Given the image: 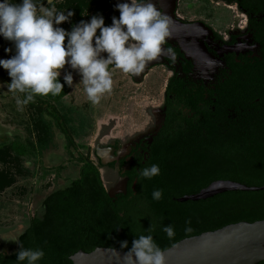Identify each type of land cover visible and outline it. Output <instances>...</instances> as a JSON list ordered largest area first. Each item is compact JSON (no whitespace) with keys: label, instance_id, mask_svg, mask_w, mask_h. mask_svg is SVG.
Listing matches in <instances>:
<instances>
[{"label":"trees","instance_id":"trees-1","mask_svg":"<svg viewBox=\"0 0 264 264\" xmlns=\"http://www.w3.org/2000/svg\"><path fill=\"white\" fill-rule=\"evenodd\" d=\"M75 1L58 4L59 10L74 13L72 23L89 20L81 16L86 7L94 15L102 14L106 26L112 18H106L105 13L120 15L115 9L119 1L88 0L74 5ZM243 1L254 13L264 9V0ZM59 79L64 84L63 92L57 96L49 94L42 101L49 107L70 92V86ZM234 89L228 102L231 111L221 108L214 114L206 112L198 124L168 130L144 166L158 164L160 174L152 179L139 178L136 190L130 188L127 195L110 196L99 168L84 163L80 176L70 185L45 197L46 214L42 219L33 218L20 235L23 247L44 250L45 256L38 264H74L70 256L79 250L115 247L127 251L120 248V242L127 240L130 248L141 234H151L158 246L166 250L186 237L231 223L264 219V190L228 191L199 201L178 200L219 179L248 186L264 185V70L258 78L236 83ZM51 114L54 116L53 111ZM55 118L65 130L64 117ZM7 146L17 155L28 153L27 145L20 141ZM154 189L163 190L161 200L152 198ZM170 224L175 230L172 239L162 231L163 226ZM186 227L192 230L187 232ZM19 247L18 244L11 254H2V264H19Z\"/></svg>","mask_w":264,"mask_h":264},{"label":"flooded vegetation","instance_id":"flooded-vegetation-1","mask_svg":"<svg viewBox=\"0 0 264 264\" xmlns=\"http://www.w3.org/2000/svg\"><path fill=\"white\" fill-rule=\"evenodd\" d=\"M203 1L153 0L157 8L171 18L170 36L163 47L171 49L173 56L171 59L161 56L147 63L148 68L138 76L122 72L136 85L155 88L162 84V101L152 110V122L142 131L115 137L101 131L95 143L85 146L84 163L95 164L101 176L104 174L114 181L106 187L114 197L129 194L130 188L136 190L139 170L150 162L156 144L165 138L168 130L185 129L194 122L198 124L206 112L214 114L221 108L231 111L228 102L235 91L234 85L258 78L264 70V9L254 13L243 0H216L226 9L231 8V25L221 28L211 14L210 5ZM113 69L116 68L109 66L110 72ZM64 74L61 72L60 77ZM76 78L80 83L81 77L75 74L73 83ZM119 83L124 86V79L115 84ZM114 87L112 90L117 93ZM66 96L54 102L55 117H64L70 110L64 104ZM111 101L113 99L107 98L103 103L107 105ZM106 128L109 131L112 125ZM106 136L107 141L102 143V137ZM114 176L118 178L115 180ZM43 210L42 216L30 218L19 237L33 218H44V204ZM17 247L16 243L12 251H0V257L13 253Z\"/></svg>","mask_w":264,"mask_h":264},{"label":"clouds","instance_id":"clouds-1","mask_svg":"<svg viewBox=\"0 0 264 264\" xmlns=\"http://www.w3.org/2000/svg\"><path fill=\"white\" fill-rule=\"evenodd\" d=\"M53 3L47 0L46 7L37 0H0V36L13 45L5 52H14L10 58H0V67L11 78L8 90L26 94L23 100L17 99L18 105L34 102L37 95L61 94L64 84L59 77L65 65L78 72L88 100L98 104L101 96L112 89L109 66L138 76L147 63L173 56L171 49L163 47L170 36L171 18L153 0L117 2L115 9L120 15L113 16L110 25L106 26L103 15L97 14L73 24L70 31L60 25L70 21L74 13L57 11L50 7ZM63 80L71 87L72 72H66ZM160 171L158 164H151L139 170V178L152 179ZM152 198L161 200L163 190L154 189ZM162 231L169 239L175 236L171 224L163 226ZM0 238L19 244V264H38L45 256L43 249L23 247L19 236L7 239L0 234ZM120 248L128 249L125 264H166L164 251L151 234L136 236L130 248L127 240L121 241Z\"/></svg>","mask_w":264,"mask_h":264},{"label":"rangeland","instance_id":"rangeland-1","mask_svg":"<svg viewBox=\"0 0 264 264\" xmlns=\"http://www.w3.org/2000/svg\"><path fill=\"white\" fill-rule=\"evenodd\" d=\"M205 1L221 28L231 25V8L226 9L222 2L216 0ZM43 2L46 7L49 6L47 0H37V3ZM67 2L69 0H54L50 7L66 13L58 9V4ZM93 15L89 7L81 14L87 20ZM105 17L112 18L113 13H105ZM224 17L229 20L224 21ZM75 23L66 21L60 27L70 31ZM12 47L10 41L0 36V58H10L14 52L8 53L5 49ZM61 72L79 75L69 65H65ZM111 76L112 87L115 86L118 92L111 89L104 93L98 104L88 100L81 91L84 90L83 85L76 78L71 93L64 98V104L70 108L64 115V130L51 114L54 108L42 102L46 96L37 95L34 102L18 105L17 99L23 100L26 94L8 90L7 84L11 78L7 70L0 67V234L7 239L17 237L32 216L43 215V201L48 194L70 185L80 176L86 155L85 146L95 143L101 131L107 132L110 137L133 135L152 122V110L162 101L163 85L155 88L145 84L136 85L117 68L112 70ZM120 79H124V86L115 84ZM107 98L113 101L105 105L103 100ZM42 120L45 121L43 124ZM110 125L112 128L106 131ZM108 136L102 137V143L107 141ZM12 141L27 145L28 153L17 155L12 152L7 146ZM102 179L105 187L114 183L104 174ZM15 244L0 238V251H12Z\"/></svg>","mask_w":264,"mask_h":264},{"label":"water","instance_id":"water-1","mask_svg":"<svg viewBox=\"0 0 264 264\" xmlns=\"http://www.w3.org/2000/svg\"><path fill=\"white\" fill-rule=\"evenodd\" d=\"M147 68L146 64L144 70ZM124 186L126 188V183ZM237 190H264V185L248 186L234 180L219 179L198 193L182 196L178 200H205ZM163 251L166 264H258L264 261V219L231 223L186 237ZM125 252L113 247H96L90 252L79 250L70 258L74 264H125Z\"/></svg>","mask_w":264,"mask_h":264}]
</instances>
